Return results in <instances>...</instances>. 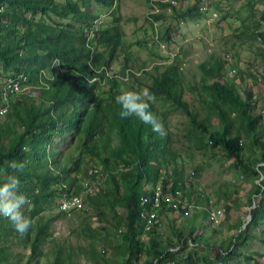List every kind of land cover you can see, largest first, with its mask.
Returning <instances> with one entry per match:
<instances>
[{"label": "trees", "instance_id": "obj_1", "mask_svg": "<svg viewBox=\"0 0 264 264\" xmlns=\"http://www.w3.org/2000/svg\"><path fill=\"white\" fill-rule=\"evenodd\" d=\"M89 1L110 6L116 0H66L62 4L54 0H0V62L5 71L12 72L11 77L22 74L25 83L35 85L38 92L36 97L24 96L29 103L13 107L8 121H0V182L12 173L8 167L9 161L23 162L25 165L21 173L15 174L20 180L18 192L27 197L29 205L22 212L28 218L35 219V226L23 235L29 241L28 261L41 255V245L51 236L49 221L56 218L53 216L41 222V213L50 207L57 209L64 194H80L81 181L92 177L90 167L97 166L105 175L98 190L85 195L84 204L95 207L105 204L112 212L116 225L121 228L118 231L125 250L123 264H135L141 257H146L145 264H167L168 261L175 264L226 263L232 254L240 255L237 249L239 245H244L248 237L247 229L261 222L258 218L263 211L262 201L258 200L251 209L252 218L246 227L231 236L226 246L218 247L212 258L206 254L199 255L195 247H191L200 243L194 234V226L188 228V232L174 228L171 233L173 239H163L157 226L145 232L140 216L144 207L139 202V197L148 191L145 186L155 185L161 179L162 188L169 186V190L175 193L185 189V178L176 165L169 176L162 175V168L174 159L168 147V134L161 136L153 132L150 125L143 124L135 115L121 118L119 113L122 106L116 103L119 94L112 93L101 98L103 92L100 83L106 79L104 73L114 62L122 44V30L120 24L114 22L99 30L98 34L95 31L93 37L87 39L78 25L80 19L86 16L80 9L86 8ZM202 2L198 0V7L193 4L189 14H199ZM262 2L261 20L254 22L251 32L243 23V27L235 29L236 37H255L264 45V28H261L264 23V0ZM165 4L163 1H152L154 11L149 13L151 20H148L152 28L154 22L163 18L156 5L164 7ZM247 6L251 15L253 3L248 0ZM212 12L215 16L216 12L209 7V13ZM37 14L42 19L50 18V14L61 19L70 16L74 21L63 23L51 18L47 22L41 18L34 19ZM164 36L168 38L167 30ZM91 40L104 45V49L92 51L89 46ZM176 65L178 62L172 67ZM199 67L202 87L213 98L202 100V103L209 116L217 118V128L208 129V120L199 119L189 109L183 97L184 89L173 75L175 72L164 70L155 75L153 84L148 88L149 93L163 103H171L196 130H201L200 145L219 148L224 156L233 160V166L239 168L242 175H249L253 179V194L258 197L264 192V145L256 139V129H263L264 114L255 112L252 90L246 87L244 95L240 96L236 82L228 83L236 81V78L241 79L245 71L241 70L236 58L229 60L226 55H211L210 60L200 63ZM44 71L47 73L43 74ZM109 80L113 86L117 85L116 77ZM218 103L236 108L234 116L224 115ZM150 104V110L158 117L154 105ZM68 108H71V112L67 114ZM13 126L17 127L14 133ZM65 132L68 135L63 136ZM78 134L81 150L72 159L73 166L59 165L64 152L62 144L67 138L77 137ZM243 136L254 139L261 148L257 161L243 159ZM113 139L116 142L112 144ZM83 152L95 159L80 168ZM120 162L122 168L118 166ZM72 170L74 174H71ZM258 177H261V182L255 184L254 178ZM118 207H121L122 213H116ZM222 208L223 212L226 211V206ZM84 210L80 211L84 213ZM160 212L171 211L163 206ZM98 214L103 215L100 211ZM8 224L12 225L10 221ZM32 229L30 238L28 234ZM143 234L148 236L147 241L142 240ZM6 249L4 246L0 248V260L7 254ZM61 253L58 249L52 264H64ZM245 258L248 260L251 256Z\"/></svg>", "mask_w": 264, "mask_h": 264}, {"label": "rangeland", "instance_id": "obj_2", "mask_svg": "<svg viewBox=\"0 0 264 264\" xmlns=\"http://www.w3.org/2000/svg\"><path fill=\"white\" fill-rule=\"evenodd\" d=\"M65 1L54 0L58 4ZM152 1L116 0L110 6L89 1L86 8L80 9L86 14L78 25V29L84 31V35L88 33L86 28L93 21H96L97 34L99 30L109 27L114 22H118L122 30V44L116 52L114 62L104 73L107 75L106 79L100 83V90L103 92L101 98L112 93L120 95L122 91L149 92L148 88L153 84L154 76L168 70L176 73L173 75L184 89L183 97L189 109L196 113L199 119L208 120V129L217 128V118L209 116L202 103V100L213 98L209 93H205L207 90L202 87L199 65L209 61L211 55L219 57L226 55L229 60L232 57L236 58L241 70L245 71L241 79L236 78V81L228 83L236 82L235 87L240 96L244 95V88L252 90L256 103L255 112L263 115L264 45L255 37L251 39L235 36V29L243 27V23L251 32L255 26L254 22L261 20L262 0H249L253 3V15H249L251 10L247 6L248 0H202L204 6L198 9L199 14L194 15L189 14V9L193 4L198 7V0H158L164 4H171H165L164 7L156 5L163 18L154 22V28L148 21L151 20L149 13L154 11ZM209 7L211 11L216 12L215 16L213 12L209 13ZM26 16L31 17L29 14ZM33 18L42 19L38 14ZM51 18L63 23L74 21L70 16L67 19H61L53 14H50V18L43 17L47 22H50ZM263 25L264 23L261 28H264ZM165 30L168 31V38L164 36ZM89 46L92 51L104 49V45L96 44L95 40H91ZM176 62L178 66L172 67ZM10 74L12 72L5 71L0 62V85L11 77ZM115 77L118 81L117 85L113 86L109 79ZM25 93L0 97V109H6V113L0 116L1 122L8 121L13 107L29 103L24 96H38L35 85L27 86ZM150 103L157 110L165 133L169 135L168 147L174 154L172 162L162 168V175L169 176L174 165L180 168L186 184L183 192L187 201L193 205L186 213H163L161 224L157 226L159 235L163 239H173L171 233L174 228L188 232V228L194 226V234L198 236L200 243L191 247H195L199 255L206 254L212 258L218 247L226 246L230 237L240 228L244 229L251 221H248L249 208L255 207L260 200L263 211L258 219L261 222L247 229L248 237L244 245H239L237 249L240 255L232 254V259L224 264H264V192L258 197L255 196L253 179L251 180L249 175L248 177L242 175L240 169L233 166V160L224 156L219 148L200 145L201 130H196L188 118L181 111L174 109L171 103H163L158 97ZM217 105L227 117L234 116L236 108L219 103ZM70 112L71 108H68L66 113ZM262 122L264 123V119ZM15 129L17 127L13 126L12 133ZM256 132V139L264 145V125L263 129H256ZM65 135L68 133L65 132L63 136ZM79 136L78 134L77 137L67 138L62 144L64 152L59 165L73 166L72 159L77 157L81 150ZM242 140L245 145L243 159L257 161L261 153L259 145L254 139L244 136ZM115 142V139L111 141L112 144ZM93 158L95 159L89 157L86 152L81 153L80 168L90 163ZM120 164L121 162L118 166L122 168ZM74 173L72 170L71 174ZM254 181L255 184H260L261 177L254 178ZM149 187L150 184L145 186L146 189ZM224 206L226 211L220 212ZM25 208L27 210L29 205L26 204L21 211ZM84 209V213L79 210L62 214L58 208L50 207L49 210L42 212L41 222L53 216L56 218L49 221L51 236L41 245V255L30 261L27 258L29 241L27 242L24 234L18 233L13 225L8 224L9 220L0 216V248L3 246L7 248V254L1 257L0 264H52L58 249L63 254L64 264H123L125 250L118 231L121 228L120 225H116L110 209L105 204L96 207L93 204L87 206L85 204ZM117 209L123 212L121 207ZM99 211L103 215L98 214ZM216 211H219V214L215 217L217 222H214L210 216L211 212L216 215ZM31 221L33 228L35 219L32 218ZM32 234L33 229L28 234L30 238ZM147 239L148 236L143 234L142 240ZM246 256H251V259L247 260ZM145 259L146 257H141L135 264H145ZM167 264L175 262L168 261Z\"/></svg>", "mask_w": 264, "mask_h": 264}, {"label": "built area", "instance_id": "obj_3", "mask_svg": "<svg viewBox=\"0 0 264 264\" xmlns=\"http://www.w3.org/2000/svg\"><path fill=\"white\" fill-rule=\"evenodd\" d=\"M204 6L202 2L201 7ZM264 8V7H263ZM88 33L84 35L87 39L93 37V33L96 30V21L91 22L90 27L86 28ZM84 32V31H83ZM27 86L25 83V77L22 74H17L14 77L7 78L4 83L0 85V97L7 96L9 94H26L25 90ZM31 88V87H29ZM255 99V98H253ZM6 113L5 108L0 109V116ZM123 167V164H120ZM92 177L84 178L81 181L82 192L80 194H64L58 205V209L61 212L70 213L72 211H79L85 208L84 197L86 194H93L100 186L101 178L104 172L97 166L90 167ZM105 175V174H104ZM140 205L144 207L141 211V218L144 225L145 232H149L152 228L159 226L162 221V215L160 210L164 206L171 212H180L181 210L189 211L193 208V205L187 201L183 191L177 190L175 193L169 190V186L166 189L162 188V180H158L155 185H150L147 193L142 194L139 197ZM223 212V208L220 210ZM120 213L119 210L116 211ZM210 213V212H209ZM224 213V212H223ZM219 211H216V215L211 212L210 219L217 222L215 218L218 216Z\"/></svg>", "mask_w": 264, "mask_h": 264}, {"label": "clouds", "instance_id": "obj_4", "mask_svg": "<svg viewBox=\"0 0 264 264\" xmlns=\"http://www.w3.org/2000/svg\"><path fill=\"white\" fill-rule=\"evenodd\" d=\"M155 97L147 90L140 92L122 91L116 97V103L122 106L119 115L121 118H128L131 115L137 116L145 125H150L153 132L165 135L163 123L150 110V102H154ZM8 167L12 169L0 182V216L6 218L20 234H26L32 226L30 218L25 216L21 209L28 204L27 197L18 192L20 187L19 176L25 167L23 162L9 161Z\"/></svg>", "mask_w": 264, "mask_h": 264}, {"label": "water", "instance_id": "obj_5", "mask_svg": "<svg viewBox=\"0 0 264 264\" xmlns=\"http://www.w3.org/2000/svg\"><path fill=\"white\" fill-rule=\"evenodd\" d=\"M251 209H252V207H251V208H249V216H248V221H250V220H251V213H250Z\"/></svg>", "mask_w": 264, "mask_h": 264}]
</instances>
